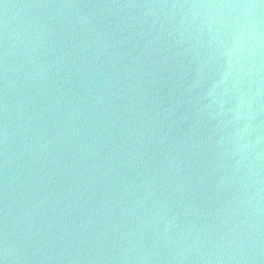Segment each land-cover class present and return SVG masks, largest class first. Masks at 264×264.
Masks as SVG:
<instances>
[{
  "label": "water",
  "instance_id": "1",
  "mask_svg": "<svg viewBox=\"0 0 264 264\" xmlns=\"http://www.w3.org/2000/svg\"><path fill=\"white\" fill-rule=\"evenodd\" d=\"M0 264H264V0H0Z\"/></svg>",
  "mask_w": 264,
  "mask_h": 264
}]
</instances>
